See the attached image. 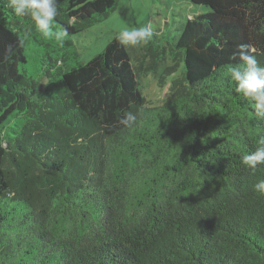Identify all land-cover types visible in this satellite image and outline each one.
I'll return each mask as SVG.
<instances>
[{
  "label": "trees",
  "instance_id": "trees-1",
  "mask_svg": "<svg viewBox=\"0 0 264 264\" xmlns=\"http://www.w3.org/2000/svg\"><path fill=\"white\" fill-rule=\"evenodd\" d=\"M190 2L136 63L114 38L83 63L71 37L117 0H57L62 45L0 0V264H264V165L241 162L264 119L227 76L241 44L264 65V0ZM168 58L149 105L138 74Z\"/></svg>",
  "mask_w": 264,
  "mask_h": 264
},
{
  "label": "rangeland",
  "instance_id": "rangeland-1",
  "mask_svg": "<svg viewBox=\"0 0 264 264\" xmlns=\"http://www.w3.org/2000/svg\"><path fill=\"white\" fill-rule=\"evenodd\" d=\"M117 1L116 9L109 13L106 18L71 37L80 62L84 63L100 53L106 44L124 27L150 25L153 32H162L164 37H174L176 35L178 37L187 18L208 11L207 6L192 4L191 0ZM26 49L30 54L37 53V46L32 42L27 44ZM128 50L132 55L133 63H136L135 57L141 53L140 46ZM28 60L29 67L31 70L34 69V63L30 56ZM170 64H172V61L168 58L159 64L155 72L138 74L137 88L149 105L155 106L162 103L168 95L169 81L184 71L181 62L177 72L165 76L164 84L161 85L159 83L161 72H163L165 66Z\"/></svg>",
  "mask_w": 264,
  "mask_h": 264
},
{
  "label": "clouds",
  "instance_id": "clouds-1",
  "mask_svg": "<svg viewBox=\"0 0 264 264\" xmlns=\"http://www.w3.org/2000/svg\"><path fill=\"white\" fill-rule=\"evenodd\" d=\"M8 6L19 17L28 16L34 22L36 30L46 39H55L61 45L68 37L66 27H58L56 18L59 15L57 0H8ZM153 38L150 25L124 27L114 39L125 49L147 45ZM238 62L227 67V76L234 83V91L250 102L257 118L264 119V65L258 62L256 55L249 51L246 44L238 45L233 59ZM136 115L128 112L119 120L125 127L136 122ZM241 162L249 169L255 170L264 165V146L244 154ZM253 190L264 195V179L253 185Z\"/></svg>",
  "mask_w": 264,
  "mask_h": 264
}]
</instances>
